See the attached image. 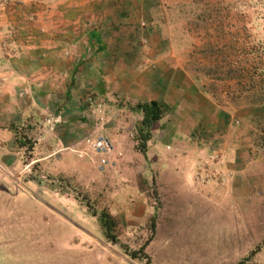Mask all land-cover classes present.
I'll list each match as a JSON object with an SVG mask.
<instances>
[{
  "label": "rangeland",
  "instance_id": "1",
  "mask_svg": "<svg viewBox=\"0 0 264 264\" xmlns=\"http://www.w3.org/2000/svg\"><path fill=\"white\" fill-rule=\"evenodd\" d=\"M58 1L0 0V264H264V0H136L57 56ZM132 62L171 80L145 152Z\"/></svg>",
  "mask_w": 264,
  "mask_h": 264
},
{
  "label": "crops",
  "instance_id": "2",
  "mask_svg": "<svg viewBox=\"0 0 264 264\" xmlns=\"http://www.w3.org/2000/svg\"><path fill=\"white\" fill-rule=\"evenodd\" d=\"M136 0H59L57 2V9L54 14L53 35H55V43L53 50L55 55H59L60 50H65V42L69 45L74 43L76 35L84 33L85 28L89 24V19L95 24V30L102 33L101 28L108 24L110 27L127 26L135 24L134 12ZM108 9L116 12V17L113 20L108 19L105 14ZM110 18V17H109ZM109 28L108 30H110ZM104 32V31H103ZM104 48L108 46H102ZM56 52H58L56 54ZM60 60H55V65H60ZM74 67V64L72 65ZM139 67V68H138ZM130 85L137 90V97L139 100H153L156 102H167L165 95V88L169 85L170 76H159L158 73L150 74V72L143 71L142 66L138 62L131 63ZM134 68V69H133ZM140 69V70H139ZM124 72V71H123ZM136 97V98H137Z\"/></svg>",
  "mask_w": 264,
  "mask_h": 264
},
{
  "label": "trees",
  "instance_id": "3",
  "mask_svg": "<svg viewBox=\"0 0 264 264\" xmlns=\"http://www.w3.org/2000/svg\"><path fill=\"white\" fill-rule=\"evenodd\" d=\"M139 109L143 112L144 115L141 135L143 136L142 152H145L146 144L151 138V128L162 118L163 110L159 103L155 101L139 106Z\"/></svg>",
  "mask_w": 264,
  "mask_h": 264
}]
</instances>
